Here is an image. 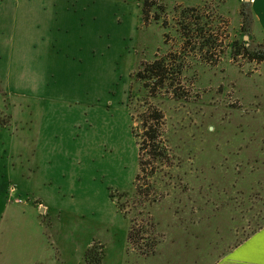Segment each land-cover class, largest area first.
<instances>
[{
  "label": "rangeland",
  "instance_id": "374dc122",
  "mask_svg": "<svg viewBox=\"0 0 264 264\" xmlns=\"http://www.w3.org/2000/svg\"><path fill=\"white\" fill-rule=\"evenodd\" d=\"M144 1L0 0V264H261L259 237L220 255L264 225V61L233 57L264 52L253 1L150 0L147 22ZM166 56L164 84L137 79ZM148 110L174 159L150 206Z\"/></svg>",
  "mask_w": 264,
  "mask_h": 264
},
{
  "label": "trees",
  "instance_id": "16d2710c",
  "mask_svg": "<svg viewBox=\"0 0 264 264\" xmlns=\"http://www.w3.org/2000/svg\"><path fill=\"white\" fill-rule=\"evenodd\" d=\"M149 3L150 0H145L143 4V18L145 22L149 20V6H147ZM243 6L247 8L243 9V14L245 15V20L248 21V17L253 14V11L249 6V2L244 3ZM197 22L195 25H197ZM185 29H189V27L187 26ZM196 34H199L198 39H201L202 41L204 40L205 42L209 41L208 34L206 32H196ZM239 55H244L253 61H264V52L252 51L250 48L245 46V44L233 54V57L235 58ZM174 59L175 58L166 56L163 58H157L151 62L143 63L142 67L136 74L137 79H143L148 83H152L148 84V86L159 87V85L164 84L170 78V74L173 73ZM181 71L182 68L177 70L176 73L179 75ZM164 119L165 116L160 110L145 111L139 118L142 133L138 135L140 138L138 142L139 172L135 178L136 190L134 195L140 199L137 203H140L141 205L147 203L150 206L161 203L162 200H160V196H162V193L164 194L166 192V190L159 192L158 184L157 182L154 183V181L152 183V178H158L159 175H163L162 177L168 175L172 179V175H174L171 170L174 159H172L173 157L170 154L167 139L165 138L163 132V125L165 123ZM132 132L135 136V130H132ZM135 137H137V135ZM128 237L129 241L133 244L137 246L141 245L139 232H136L135 226H131Z\"/></svg>",
  "mask_w": 264,
  "mask_h": 264
},
{
  "label": "snow or ice",
  "instance_id": "6c2138e0",
  "mask_svg": "<svg viewBox=\"0 0 264 264\" xmlns=\"http://www.w3.org/2000/svg\"><path fill=\"white\" fill-rule=\"evenodd\" d=\"M243 235H236L232 238L230 245L226 246L220 253L221 256H229V253H232L233 256L238 255V252H233V249L243 250L241 246L247 247L250 243L251 238L259 232L260 238L264 239V225L257 224L255 228H252L251 231L244 233L243 229L241 230ZM229 258H231L229 256Z\"/></svg>",
  "mask_w": 264,
  "mask_h": 264
},
{
  "label": "crops",
  "instance_id": "0c3cea01",
  "mask_svg": "<svg viewBox=\"0 0 264 264\" xmlns=\"http://www.w3.org/2000/svg\"><path fill=\"white\" fill-rule=\"evenodd\" d=\"M253 1L252 7H253V13L256 19V24L262 29V31L264 32V0H251ZM18 192V190H17ZM16 192V194H17ZM39 206H42V204L40 203ZM42 209L44 210L45 208L42 207ZM46 210V209H45ZM257 237H259V232H257L250 240V243L256 239ZM249 243V244H250ZM243 248V246H241ZM240 249H233V252H236ZM229 255H232V253H229ZM262 255V260H261V264H264V248L261 252ZM229 256H226V258Z\"/></svg>",
  "mask_w": 264,
  "mask_h": 264
}]
</instances>
